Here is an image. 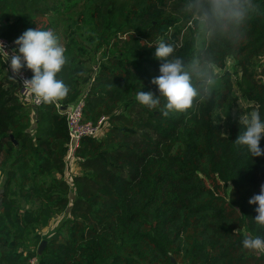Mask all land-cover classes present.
Returning <instances> with one entry per match:
<instances>
[{"label":"trees","instance_id":"1","mask_svg":"<svg viewBox=\"0 0 264 264\" xmlns=\"http://www.w3.org/2000/svg\"><path fill=\"white\" fill-rule=\"evenodd\" d=\"M252 2L237 39L207 46L214 67L234 57L241 73H215L210 97L165 116L162 97L148 108L135 96L159 94L152 80L163 63L154 56L161 40L185 60L200 54L185 0H0V37L14 48L36 27L64 47L57 75H69L70 84L59 106L84 95L85 118H107L101 135L85 137L79 149L85 171L74 182L83 206L45 237L42 253L23 256L24 235L13 222L47 228L64 214L68 192L56 168L65 167L69 135L56 104L32 105L0 54L1 205L8 209L0 211V264L34 257L36 264H264V250L242 246L245 237H264L254 220L258 205L248 202L264 184V156L235 143L239 119L226 133L214 117L217 110L229 116L236 86L264 118V63L255 66L264 57V0Z\"/></svg>","mask_w":264,"mask_h":264},{"label":"clouds","instance_id":"2","mask_svg":"<svg viewBox=\"0 0 264 264\" xmlns=\"http://www.w3.org/2000/svg\"><path fill=\"white\" fill-rule=\"evenodd\" d=\"M254 5L252 0H185L184 11L194 23L193 46L200 54L185 60L174 55V46L161 40L155 46L154 56L163 61L160 75L152 83L158 95L140 91L136 101L148 108L160 105L167 116L171 112H184L193 105L195 98L210 97L216 86L213 59L207 52L210 42L217 39L235 40L239 29L246 22ZM13 54L9 56L10 68L19 74L22 69L32 72L30 79L23 81V88L30 92L37 104H52L66 96L69 89L58 73L66 63L65 49L51 30L29 28L14 41ZM4 50L3 44H0ZM243 131L235 143L246 147L252 157L264 156L260 142L264 139V118L253 111L240 118ZM249 204L258 205L254 220L264 228V184L260 191L249 199ZM242 246L249 250H264V237H245Z\"/></svg>","mask_w":264,"mask_h":264},{"label":"rangeland","instance_id":"3","mask_svg":"<svg viewBox=\"0 0 264 264\" xmlns=\"http://www.w3.org/2000/svg\"><path fill=\"white\" fill-rule=\"evenodd\" d=\"M6 39H8V38H6ZM263 58L259 59L257 61V63L255 64L256 69L262 70L263 63H264ZM3 62L5 65V69H7L8 62L7 61H3ZM258 65H260V66H258ZM25 70L29 74L32 73L31 70H28V69H25ZM214 70H215V73H222L225 70H228L231 73L240 74L241 73V66L238 63L236 58L228 57L226 62H225L224 68L214 67ZM67 76L64 77L63 81L65 84H70V81L68 80L70 76L69 75H67ZM83 97H84V95L82 96V98ZM234 97H235V100H234L233 108L230 111V114L228 117L224 116L223 112L221 110H217L215 112V116H214L216 123L218 125H220L223 128V130H225L226 133H229L230 128H231V124L233 123L234 120H236V119L240 120V118L247 117L250 115L251 112L255 111L254 107L246 101V99L243 97L242 92L236 86H235V91H234ZM70 104L73 105L74 103H70ZM70 104H69V106H70ZM64 117H65V115H64ZM65 124H67L66 123V117H65ZM84 159H85V156H82V154L80 152H78L72 159L67 160V161L65 160V167H64L62 172H59V169L56 168L57 175L61 179L64 180L66 190L68 192V202L65 206L64 214H60L57 217H55V219L52 220L51 225L49 227L38 228L35 224H31L29 228L23 229L20 225L15 224V222H13L15 220L14 214H12L8 218L10 226L14 223V225H12V227L18 228L19 231H21L24 235V241L22 243V250L25 253H23V256L27 255L26 251H28V250H31V251L35 250L38 254H40V252H39L40 245L45 240V237L50 238V235L52 233V229H55L56 227H58L59 223L64 218H66L68 216H74L75 211H77V210H75V207L83 206V204H81V203L78 204L76 202L77 197L75 195L74 177L76 175H84L85 169L80 164V163H82V161ZM5 167H7V166H5ZM4 171L7 172L8 170L5 169ZM5 177H6V174L0 173V206H1L0 211L6 212V211H8L7 207H3L1 205L2 196H3L2 192H3V186H4L3 183L5 180ZM86 179H87V177H86ZM88 183L90 184L91 181L88 180ZM18 193H20V192H18ZM19 201L21 203H24L21 200H19ZM37 233H39V236ZM45 241H47V240H45ZM46 244H47V242H46ZM44 249H45V247H44ZM37 261H38V259L36 257H34L33 259L30 260L31 264H36Z\"/></svg>","mask_w":264,"mask_h":264},{"label":"built area","instance_id":"4","mask_svg":"<svg viewBox=\"0 0 264 264\" xmlns=\"http://www.w3.org/2000/svg\"><path fill=\"white\" fill-rule=\"evenodd\" d=\"M0 54L3 56L4 61L8 62L9 56L13 54V42L6 38L0 37ZM7 75L12 78L20 87L22 93L34 106H41L43 103L37 104L33 95L25 91L23 88V81L25 79H30L31 77L25 69L19 74L13 73L10 68V62H8V67L6 69ZM59 108L60 112L65 115L67 129H68V142H67V154L66 161L72 159L78 152L81 147L82 140L85 137H98L103 132L104 127L107 124V118L101 117L98 121L94 122L85 118V107L86 99L82 98L79 101L75 102L73 105L67 106L65 109L59 106V103L54 102Z\"/></svg>","mask_w":264,"mask_h":264},{"label":"water","instance_id":"5","mask_svg":"<svg viewBox=\"0 0 264 264\" xmlns=\"http://www.w3.org/2000/svg\"><path fill=\"white\" fill-rule=\"evenodd\" d=\"M65 108H66V107H62V109H65ZM12 139H13L15 145L18 146V142L14 139L13 136H12ZM46 242H47V241L44 240V241L41 243L40 248H39V252H40V253H42V251L44 250V247H45V245H46Z\"/></svg>","mask_w":264,"mask_h":264}]
</instances>
